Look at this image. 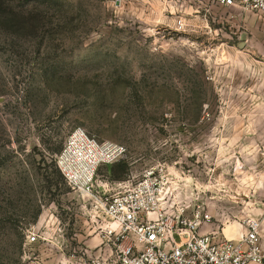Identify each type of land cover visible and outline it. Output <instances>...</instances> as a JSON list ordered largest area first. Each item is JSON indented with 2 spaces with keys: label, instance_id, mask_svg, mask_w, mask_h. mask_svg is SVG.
Segmentation results:
<instances>
[{
  "label": "rangeland",
  "instance_id": "374dc122",
  "mask_svg": "<svg viewBox=\"0 0 264 264\" xmlns=\"http://www.w3.org/2000/svg\"><path fill=\"white\" fill-rule=\"evenodd\" d=\"M259 101L264 22L244 8L0 0V264L108 255L111 222L56 163L77 127L127 148L99 166L96 188L122 190L161 164L166 211L202 209L212 228L237 221L232 233H241L244 218H264Z\"/></svg>",
  "mask_w": 264,
  "mask_h": 264
},
{
  "label": "built area",
  "instance_id": "2783aa9c",
  "mask_svg": "<svg viewBox=\"0 0 264 264\" xmlns=\"http://www.w3.org/2000/svg\"><path fill=\"white\" fill-rule=\"evenodd\" d=\"M221 7H239L255 13L264 22V0H207ZM183 26L182 19L177 21ZM127 148L112 140H99L82 127L67 136L56 163L69 185L97 200L109 222L106 236L113 244L96 264H264L262 219L248 216L241 221L242 235L229 238L223 229L212 228L213 216L198 209L190 214L166 211L167 169L156 165L144 171L122 190L108 184L95 187L102 164H112ZM39 239L37 231L28 234Z\"/></svg>",
  "mask_w": 264,
  "mask_h": 264
},
{
  "label": "crops",
  "instance_id": "0c3cea01",
  "mask_svg": "<svg viewBox=\"0 0 264 264\" xmlns=\"http://www.w3.org/2000/svg\"><path fill=\"white\" fill-rule=\"evenodd\" d=\"M258 108L259 109L260 108H264V102L263 101H259ZM256 122L264 123V115L261 116V117H259V118H256L255 119V122H253V124H255ZM262 140H263V142L261 143V145H259V148H257V154L260 155V156H264V136H263ZM257 200H264V199L258 197ZM228 235H229L228 236L229 238H233V239L238 240L241 237V235H242V231H241V233L236 234V235H234L232 232H230ZM261 235H262V244L264 245V218H262V231H261Z\"/></svg>",
  "mask_w": 264,
  "mask_h": 264
},
{
  "label": "bare ground",
  "instance_id": "6f19581e",
  "mask_svg": "<svg viewBox=\"0 0 264 264\" xmlns=\"http://www.w3.org/2000/svg\"><path fill=\"white\" fill-rule=\"evenodd\" d=\"M240 223L237 221H232V222H227L224 226V231L226 232V234L228 235L230 232H232V230L238 226ZM112 227H116V224L112 223ZM229 236V235H228Z\"/></svg>",
  "mask_w": 264,
  "mask_h": 264
}]
</instances>
